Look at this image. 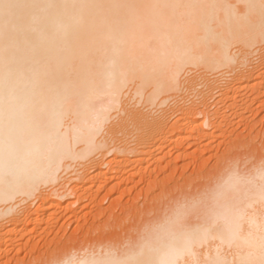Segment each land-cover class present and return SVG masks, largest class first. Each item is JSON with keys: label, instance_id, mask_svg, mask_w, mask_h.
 <instances>
[{"label": "bare ground", "instance_id": "6f19581e", "mask_svg": "<svg viewBox=\"0 0 264 264\" xmlns=\"http://www.w3.org/2000/svg\"><path fill=\"white\" fill-rule=\"evenodd\" d=\"M7 2L19 7L8 10L7 18L0 9V220H6L0 224V242L8 239L5 234L13 230L21 213L23 217L30 215L29 207L22 210L20 202L27 206L29 199L33 202L40 197L38 208L46 213L50 204L57 203L44 202L52 195L47 193L42 199L41 194L47 189L61 198L75 196L65 207L55 205L58 211L73 210L71 206L88 196L86 181L66 187L73 178L63 177L62 173H71L73 165H80L73 169L74 175L77 174L74 181L77 177L81 180L79 176L84 177L82 180L100 178L102 181L98 183L103 187L120 173L101 170L106 154L128 150L139 154L147 149L151 141L143 142L146 137L143 140L141 131V136L138 133L132 134L133 138L129 136L130 146L126 143L129 139L125 143L121 140L122 145L119 140L117 144L112 141L115 144L112 145L106 137L108 129L105 137L100 136L103 128L114 125L113 118H146L147 106L169 100L167 92L179 90L182 79L195 67L196 71L199 67L207 72L227 68L236 62L240 50L243 52L239 54L246 51L251 56L255 46L264 44L261 0ZM233 44L237 50H231ZM127 92L132 93L131 99L124 98L129 95ZM227 94L226 91L224 95ZM135 96L145 109L142 103L140 108L128 103ZM208 97L210 100L212 95H202L190 104L180 103L182 115L174 121V128L191 126L190 132H197L205 126L216 127L208 118L221 115L218 104L223 96L215 102V110L210 107L213 115L207 117L208 110L202 111L201 121H197L200 112L193 109L212 101ZM202 105L201 108L209 103ZM114 109L119 114L112 113ZM154 112L149 113V116L152 113L154 148L173 146L182 137L163 136L162 123L168 119L164 118L166 115L158 118L162 113L156 118ZM229 169L211 185L210 191L207 189L209 192L202 189L206 192L202 198H181L172 205L168 203L171 206H166L167 212L153 217H147L153 212L149 210L153 207H147L149 204L145 211L140 209L138 215L134 214V223L140 221V213L149 210L145 213L147 218L141 217L137 229L132 225L135 230L132 228L129 234L135 235H129L127 240L121 238L124 242L112 240L114 235L110 238L106 236L108 233L102 235L104 230L92 239V245L84 241L80 245L82 239L73 238L72 242L65 237L61 242L58 239L52 251L36 264H260L264 240V166L249 174ZM93 170L98 172L94 174ZM55 186L64 190L59 194ZM1 227L7 230L1 232Z\"/></svg>", "mask_w": 264, "mask_h": 264}, {"label": "rangeland", "instance_id": "374dc122", "mask_svg": "<svg viewBox=\"0 0 264 264\" xmlns=\"http://www.w3.org/2000/svg\"><path fill=\"white\" fill-rule=\"evenodd\" d=\"M234 45L236 44H233V47L231 46V50L233 51L234 49H238L237 45L236 47ZM255 48L256 49H254L253 47L254 50H250L254 52L257 49L260 50L256 52L258 54L254 52L253 54L251 52V56H249L248 53V55L245 54V51L242 54V57V55L239 53L243 51L240 50L236 55L237 57H235L236 62L233 61L229 65L231 66L230 68L229 66H225L227 68L223 67L213 72H207L209 70H203L200 68L202 70L200 71L198 67L199 71H196L195 69H197V67H192V69L194 68V70L190 71L182 79L181 88L175 92H167L166 95L167 97L169 96V100L167 99L165 101L166 103L164 102L157 106L153 105L154 107L147 106L146 110L149 113L155 111L153 115L156 116V118L160 113H162V115L160 114V117L158 116V118H162L164 115H166L164 116V118L167 117L168 121H165L166 123H162L163 128H161V132L164 134L163 136H165L167 139L169 137L178 135L182 137L171 147L164 144V147H162V149L160 150L154 148V144L152 143L154 141V136L152 135L153 126L150 124V117H152V113L149 116V113L144 110V112L147 113V117L149 116V118H126L128 122L124 121L126 120L125 118H116L115 116L118 115H115V118H113V122L114 125L116 124V122L118 123L117 125H115L117 126V128L114 125L112 126L113 128L108 126L112 129V131L107 127L103 128V133L100 134V136L105 137V131H107L108 129L109 132L107 131V135H110V137H106L107 139L109 138L108 141H110L111 139L110 143L112 145L115 142V144L120 142L119 145H122L123 142L125 143L126 139H129L126 143L130 146L128 142L133 138L132 134L133 136H135V133H138V135L141 133L143 135L142 138L144 136L146 137V139L143 138V140L145 139L146 141H142H151L149 145L151 147L148 146L149 149L147 147V149H145L146 151L144 150V152H140L139 154H137V151L134 152L131 150L130 152L129 150L127 152L125 151L126 153L110 152L108 153L109 155L106 154L101 161L104 164L101 166V170L106 171L108 169H112L113 172H120L118 173V178L116 177L115 180L109 182L107 186L101 187L100 183H98L102 181V179L100 178L94 179L87 177L86 179L85 177V179L82 180L84 177L79 176V179L81 178V180H77V177L74 181L73 179H75L77 175L76 173V175H74V170L78 167L80 168V165L77 164L71 167L73 173L72 171H70V169L68 170L72 174H65L64 172V175L62 173L63 177L66 176L70 179L71 177L73 178L69 180V183L66 185L67 188H69V184L73 186V184L75 185L81 183L82 181H86L85 183H83L85 184V186H88L90 188L89 189L87 187V190H85L87 191V193L85 192V194H88V196H85L86 198H82V200L76 205L71 206L73 210L61 209L58 211L55 209V205L58 204L63 207L67 206L69 201H73L75 199L74 195H65L61 198V196L59 195V197L56 192H49L47 188L46 192H44L43 195L41 194L42 199L43 196H47V193H49V195H52L48 196L47 198L49 200L46 199V201L44 202L57 203L55 205L49 203L51 206L48 211H46V213H41L40 208H38L39 202L41 203L40 197H38L33 202L30 199L28 200V202L26 200L25 203L27 202L29 204L31 202L29 205L26 203L27 206L23 204V202H20L21 204L19 205H22L20 206L22 207V210L29 207L27 211L30 210L31 212L30 215L28 214V216L25 217H23V214L21 213L20 217L18 218L20 219L19 222L17 220L18 224L16 223V226L14 225V228H12L13 230L11 232H6L5 239H8L5 240V242L4 240L0 242V247L2 248V251L0 250V263L36 264L37 262L41 261V259H44V257H46V255L49 254L50 251H52L53 247L58 242V239L59 242H61L62 240L64 241L65 237H68V239L70 238V240H72L73 238L82 239L81 241L79 240L80 245L84 244L83 241L87 244L89 243L90 245H92V239L96 238V235H99L100 231L101 234L105 231V233H103L102 235H106L108 233L106 236L110 238L112 237V235H114V239L112 238V240L117 239L119 240V242H124V240L122 241L120 239H125L126 237L129 238L131 235H135L133 233H131L130 235L129 233L131 231L133 232V229L135 230V228H133L134 226H136L137 229V225L139 224L138 222H141L142 218L146 217L145 213L149 210H152L153 212L150 211L147 214V217L148 215L154 216L157 213L163 214L167 212V210L169 209H166V206L167 208H170L172 202L173 204L174 202L177 203L181 200V198L182 200H186L188 198H192V200L198 199V197L202 198L203 195H205V193L208 191L207 189L209 188L210 191V188L213 187H211V185L216 184L221 179V176L228 172L229 168V171L237 169L238 172L240 170L241 172H243V174H249L250 172H254L257 168H261L262 166H264V44L262 43L260 44V46H255ZM246 55L248 57H246ZM241 59L243 61H247L249 64H247V62H242ZM240 62H242L243 64ZM131 89L132 88H129V90ZM224 90L227 91L228 96L224 95L226 93V91L224 92ZM222 91L224 93H221ZM127 93H129V95H125L124 98L127 99L128 96L129 99L133 91L132 93ZM202 95H212L210 99L212 101H210V97H208V101H210L208 102L209 105H207L208 103L205 104L207 106L202 104L195 105L193 109L196 110V112H200V115L197 114V121H201L203 119L201 113H204L206 110H208V112L212 109L215 110V102L218 100V98H221L223 96V99L221 98L223 100V103L220 102V104H218L219 107L217 106L220 110H222H219V113H221V115L219 114L220 116L214 114V110L212 112L210 111L211 113H208L207 111L205 112L207 117L214 114V116H210L208 118V121H210L211 123L214 122V126L216 127L213 128L211 127L212 125L208 127L205 126V130H197V132L196 130L190 132L191 126L179 128V130L174 128V121L180 115H182V111H180L181 108L179 107H182L183 105H180L184 104L185 102V105L190 104L193 100L198 101V98H201ZM137 98L138 96L132 97L133 100L129 101L128 103L135 104L138 108H140L139 105H141L142 103L143 106L141 105V107L145 109L143 102H137ZM201 105L205 107L201 108ZM152 107L153 110L151 111ZM210 107L213 108L210 109ZM114 110L112 111V113L118 112V110ZM198 116H200L201 118ZM116 119L119 121H117ZM210 122L208 123L210 124ZM141 127L144 128L141 130ZM141 134L139 136H141ZM129 136L132 138H130ZM147 136L148 138H151L152 136L153 137L152 139H148ZM116 140L119 141L117 142ZM168 150L170 151V153H166ZM177 155L179 156L177 157ZM260 162H262V164ZM114 163H116L118 166ZM114 169H116V171ZM93 172L95 174L98 171L96 170L95 172V170H93ZM69 175L71 177H69ZM71 185L70 187H72ZM59 186L62 187L61 185ZM55 187L57 188V191H59V194L64 190L58 186ZM111 187H114L115 189L111 191ZM202 189H205L206 192ZM178 194L179 196H177ZM178 197H180V199ZM168 203H170L171 205L169 206ZM110 206H112V209L110 208ZM146 206L153 208H150L146 212H143V214L140 213V221L134 223V221H136V219L134 220V217L136 218V215H138L137 213L141 212L142 209H144V211L148 209ZM157 206H160V208H158ZM20 207L17 208L19 212H21ZM107 207H109L110 209ZM157 208L158 210H156ZM53 209L56 211H54ZM106 209L109 210L108 213ZM140 209L141 211H139ZM135 213L136 215H134ZM51 217L53 220L51 219ZM74 218L79 221H75ZM2 219L6 221L5 218ZM2 221L0 220V224L3 223ZM70 222L74 223L70 224V226H67V224ZM128 227L130 228L128 229ZM6 230L7 229H5V227H1V232H5ZM137 231H134V233ZM84 232H87V235L89 237L87 235L85 236ZM83 235L85 236L84 238ZM53 239L54 241L52 242ZM67 243H69V241ZM47 249L49 250V252Z\"/></svg>", "mask_w": 264, "mask_h": 264}, {"label": "snow or ice", "instance_id": "6c2138e0", "mask_svg": "<svg viewBox=\"0 0 264 264\" xmlns=\"http://www.w3.org/2000/svg\"><path fill=\"white\" fill-rule=\"evenodd\" d=\"M19 7V5L8 3L7 0H3V2H0V9H3L6 14L7 18V12L10 9ZM260 7L262 9V12H264V0H261ZM261 251H262V259L260 261V264H264V240L261 242ZM125 264H128V262H125ZM132 264H141V262H132ZM143 264H151V262H143Z\"/></svg>", "mask_w": 264, "mask_h": 264}]
</instances>
